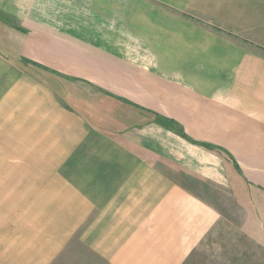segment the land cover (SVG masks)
Segmentation results:
<instances>
[{
  "label": "crops",
  "instance_id": "crops-1",
  "mask_svg": "<svg viewBox=\"0 0 264 264\" xmlns=\"http://www.w3.org/2000/svg\"><path fill=\"white\" fill-rule=\"evenodd\" d=\"M228 180L264 195V0H0V264H187Z\"/></svg>",
  "mask_w": 264,
  "mask_h": 264
},
{
  "label": "rangeland",
  "instance_id": "rangeland-1",
  "mask_svg": "<svg viewBox=\"0 0 264 264\" xmlns=\"http://www.w3.org/2000/svg\"><path fill=\"white\" fill-rule=\"evenodd\" d=\"M160 3L178 16L181 14L183 15L184 13L182 12L186 11V6L185 9L182 10V6L176 3L164 4L162 1H160ZM197 9L198 7L191 4V6L187 7V12L202 18L207 26H211L208 24H213L214 22H212L206 14L199 13ZM58 81L62 82L60 83ZM58 81H56L57 83L54 82L55 84L53 83L54 87L56 89L58 88L59 93L63 95L67 102H74L72 104L80 111H88L87 106L83 102L86 100V97L91 99L101 98V93L99 94L97 90L90 89L86 84H82L81 82L76 83L72 80ZM76 84L79 86L75 89L76 91L78 90L77 96L71 98V96H69L70 94L68 95L66 93V89L68 93H72L71 91L73 89L71 88H75ZM87 90H90V94L87 93ZM73 98H76L78 102ZM102 107L104 110L100 108L98 110L102 113L108 112L113 115V111L108 109L106 105L103 104ZM91 112L92 111L89 113ZM116 112H118V110H116ZM100 115L102 114L100 113ZM153 115L155 120L157 117H159L160 120L163 119V122L167 119L163 116ZM160 122L163 124L162 121ZM166 127L176 135L188 138L186 137L187 135H184L185 133H181L182 131L177 126L174 125L173 127L168 125ZM109 128L116 132L120 129L123 130L124 125L122 126L118 122L111 121ZM188 141L193 142L195 145H199L194 141ZM182 181L186 182L183 179ZM201 186L202 187L198 188L196 183H189L192 192L197 193L200 197L206 199V201H209L220 210L222 214V223L216 234L212 233V236L208 237L206 242L194 252L187 264H264V195L261 196L256 193L251 196L250 192H248L249 197L246 194L247 191L245 190L246 187L244 184L239 185L229 180L227 186L215 187L209 185V183L206 185L202 184ZM237 189H239V192ZM246 196L249 198H246Z\"/></svg>",
  "mask_w": 264,
  "mask_h": 264
},
{
  "label": "trees",
  "instance_id": "trees-1",
  "mask_svg": "<svg viewBox=\"0 0 264 264\" xmlns=\"http://www.w3.org/2000/svg\"><path fill=\"white\" fill-rule=\"evenodd\" d=\"M167 121L169 122V120L167 119ZM171 123H172V121H171ZM182 133H184V132H182ZM184 135H186V134H184ZM187 137V136H186ZM191 141H194V140H191ZM194 142H196V143H198V144H201V145H203V146H206L207 148H211V149H214V148H216L214 145H212V144H207V143H203V142H197V141H194Z\"/></svg>",
  "mask_w": 264,
  "mask_h": 264
}]
</instances>
